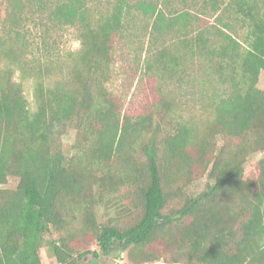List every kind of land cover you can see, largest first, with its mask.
I'll return each instance as SVG.
<instances>
[{
  "label": "trees",
  "instance_id": "trees-1",
  "mask_svg": "<svg viewBox=\"0 0 264 264\" xmlns=\"http://www.w3.org/2000/svg\"><path fill=\"white\" fill-rule=\"evenodd\" d=\"M69 27L80 46L61 59ZM125 47L156 79L137 113L109 87ZM193 68L226 88L203 122L165 91ZM261 72L264 0H0V264H43V247L58 264L115 247L127 264H264V156L245 167L264 152Z\"/></svg>",
  "mask_w": 264,
  "mask_h": 264
},
{
  "label": "rangeland",
  "instance_id": "rangeland-1",
  "mask_svg": "<svg viewBox=\"0 0 264 264\" xmlns=\"http://www.w3.org/2000/svg\"><path fill=\"white\" fill-rule=\"evenodd\" d=\"M136 26L132 28L133 32H137L140 29V23L136 22ZM32 27V25H31ZM33 29V27H32ZM33 41L38 42L40 39L36 38V30H32ZM54 51L59 53L61 59H66V54L68 52L76 51L79 46V40L75 30L72 27L61 30L56 34L55 42L51 41ZM34 55L27 53L28 60L32 61L34 57H39L40 53L37 51L36 46H33ZM125 47L123 56L118 54V59L115 63V70L113 78L109 82V87L115 93H122V99L124 102V110L127 108L132 113L140 112L142 105L146 100L150 99L153 94V88L156 85V79L149 78L146 74L143 73L142 60L145 52H142L141 55V64L138 66L137 70L130 71L129 67L131 62L129 60V54H132ZM127 54V55H126ZM132 56V55H131ZM194 69V68H193ZM21 71L19 69L14 70L13 79L22 80V85L24 89V94L29 102L30 107H34V98L33 90L35 86V78L30 76L24 79H21ZM206 73L200 69H194L190 72V77L185 78L183 84L177 86L166 87L165 91H168L170 88L174 90L173 95L177 97L180 101L179 108L177 109L186 119H198L204 121L206 119L205 111L202 108V103L204 100H208L207 97L213 92L222 94L225 91V86H221L216 80H212L211 83L203 82L206 77ZM59 75L53 74L47 77V84H52L54 80L58 79ZM257 86L264 90V73L261 72L258 78ZM172 91V90H171ZM130 107V108H128ZM74 140V132L68 131L61 137L62 146L65 150H68L69 146ZM264 156V152H258L252 155L247 162L245 163L246 168L252 167L256 161ZM206 177H201L193 181L187 188V192L191 195H195L202 191L205 188ZM15 180L9 179L7 183L8 186H14ZM101 213V209L99 211ZM94 248V246H92ZM42 262L43 264H58L55 258L52 256V253L47 247L42 249ZM82 264H127L126 263V252L121 250L118 247H115L108 255H101L95 263H90V256H87Z\"/></svg>",
  "mask_w": 264,
  "mask_h": 264
}]
</instances>
